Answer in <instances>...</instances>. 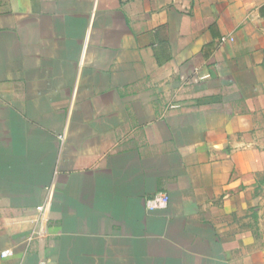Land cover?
<instances>
[{
  "label": "crops",
  "instance_id": "obj_1",
  "mask_svg": "<svg viewBox=\"0 0 264 264\" xmlns=\"http://www.w3.org/2000/svg\"><path fill=\"white\" fill-rule=\"evenodd\" d=\"M258 197L264 0H0V264H264Z\"/></svg>",
  "mask_w": 264,
  "mask_h": 264
},
{
  "label": "built area",
  "instance_id": "obj_2",
  "mask_svg": "<svg viewBox=\"0 0 264 264\" xmlns=\"http://www.w3.org/2000/svg\"><path fill=\"white\" fill-rule=\"evenodd\" d=\"M227 37H223V40H226ZM61 140H64V135L60 136ZM170 201V196L167 192L160 191L157 192L155 195L152 197L148 198L147 200V207L150 211H155L158 209H162L168 206ZM38 212L41 214L43 212V205H40L37 207ZM37 235L36 231L33 230V232L29 235L28 237V242L29 244L33 242L35 239V236ZM14 254L13 249L11 248H6L1 251V256L2 257H8Z\"/></svg>",
  "mask_w": 264,
  "mask_h": 264
},
{
  "label": "rangeland",
  "instance_id": "obj_3",
  "mask_svg": "<svg viewBox=\"0 0 264 264\" xmlns=\"http://www.w3.org/2000/svg\"><path fill=\"white\" fill-rule=\"evenodd\" d=\"M261 194H263V193H261ZM258 200L262 201V204H260L259 206L264 207V198L258 197Z\"/></svg>",
  "mask_w": 264,
  "mask_h": 264
}]
</instances>
